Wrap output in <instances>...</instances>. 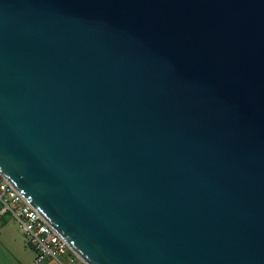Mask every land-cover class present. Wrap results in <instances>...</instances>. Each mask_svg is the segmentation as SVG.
<instances>
[{
	"label": "water",
	"instance_id": "water-1",
	"mask_svg": "<svg viewBox=\"0 0 264 264\" xmlns=\"http://www.w3.org/2000/svg\"><path fill=\"white\" fill-rule=\"evenodd\" d=\"M0 174L85 264H264V0H0Z\"/></svg>",
	"mask_w": 264,
	"mask_h": 264
},
{
	"label": "built area",
	"instance_id": "built-area-1",
	"mask_svg": "<svg viewBox=\"0 0 264 264\" xmlns=\"http://www.w3.org/2000/svg\"><path fill=\"white\" fill-rule=\"evenodd\" d=\"M0 212L10 214L25 235L35 257L31 264H85L0 174Z\"/></svg>",
	"mask_w": 264,
	"mask_h": 264
},
{
	"label": "crops",
	"instance_id": "crops-1",
	"mask_svg": "<svg viewBox=\"0 0 264 264\" xmlns=\"http://www.w3.org/2000/svg\"><path fill=\"white\" fill-rule=\"evenodd\" d=\"M34 257V251L15 219L0 212V264H31ZM42 264L58 263L46 260Z\"/></svg>",
	"mask_w": 264,
	"mask_h": 264
}]
</instances>
